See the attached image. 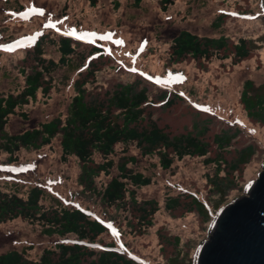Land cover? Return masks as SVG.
Segmentation results:
<instances>
[{
    "label": "rangeland",
    "instance_id": "rangeland-1",
    "mask_svg": "<svg viewBox=\"0 0 264 264\" xmlns=\"http://www.w3.org/2000/svg\"><path fill=\"white\" fill-rule=\"evenodd\" d=\"M166 11L161 0H143L138 6L133 0H122L119 7L113 0H0V97L23 90L25 77L20 70L34 64L27 54L36 42L42 40L44 58L55 62L61 58L60 38L71 37L77 44L67 64L47 77L50 92H39L35 101L9 118L8 134L67 117L76 94L75 82L91 60L100 69L89 88L105 91L142 77L183 95V104L151 112L172 136L192 131L195 123L208 124L204 139L209 153L205 157L176 158L165 170L158 156H142L135 144L118 145L109 157L114 163L110 174L96 179L97 191H101L119 175L117 167L125 158L135 159L128 167L151 178V184L134 187L129 183L127 188L135 190L138 201L158 203L152 226L138 223L131 204L108 208L96 194L86 192L79 182V160L74 156L62 160L60 137L40 150H21L17 162L10 163L0 151V189L26 197L39 187L44 207L90 213L109 227L97 246H113L139 264H196L219 214L244 196L263 170L264 113L255 118L248 115L241 97L251 83L248 94L264 99V0H175ZM182 31L225 37L230 52L219 53L212 61L187 59L171 65L170 46ZM241 40L249 56L234 62V47ZM96 46L104 49L103 59L92 53ZM224 132L235 137L230 147L220 149L214 137ZM249 145L255 149L253 156L233 171L240 151ZM217 160L224 163L217 165ZM95 161L102 163L103 159L96 154ZM172 199L179 204L170 209ZM193 199L205 210L196 209ZM42 231L38 223L22 219L0 224V254L16 250L37 260L45 249L76 241L74 235L47 236Z\"/></svg>",
    "mask_w": 264,
    "mask_h": 264
},
{
    "label": "trees",
    "instance_id": "trees-1",
    "mask_svg": "<svg viewBox=\"0 0 264 264\" xmlns=\"http://www.w3.org/2000/svg\"><path fill=\"white\" fill-rule=\"evenodd\" d=\"M120 1L113 0L119 7ZM138 6L143 0H133ZM175 0H161L162 10L167 12ZM74 41L71 37L59 40L61 58L58 62L44 58L42 40L34 44L27 56L34 63L24 67L21 74L25 77V85L18 94L0 97V151L8 154L9 162L17 161L21 150H40L49 146L53 140L60 137L62 160L76 157L81 165L79 182L84 190L96 194L105 207H123L131 204V210L138 223L145 228L152 226V219L158 212L155 200L138 201L135 190L128 191L127 184L134 187H146L151 184V178L128 167L129 162H136L132 157L122 162L117 168L119 175L110 180L103 190L97 191L96 179L102 174L109 175L114 167V154L118 145L135 144L142 156L159 157L161 167L171 168L175 159L185 157H205L209 153V144L205 142L207 125L193 124L192 131L186 134L172 136L166 127H162L152 118L153 109H173L185 102V97L169 88L156 87L153 83L139 77L132 82L116 83L112 89L89 88L96 80L100 69L95 61L88 62L85 72L75 82L76 94L69 105L68 115L64 119L56 117L42 124L39 128L26 130L10 135L6 128L9 118L17 110L37 99L38 93L47 95L51 90V79L47 77L58 68L67 64V58L75 54ZM228 39L199 37L189 31L180 32L172 41L169 50V64L177 65L187 59L195 61H212L218 59L219 53L230 52ZM234 62H242L248 58L249 49L244 40L234 47ZM100 46L92 51L103 59L106 55ZM227 57L222 58V60ZM250 87L251 83L246 84ZM245 86L241 101L251 117L264 113V99L260 96L252 98ZM158 88L159 90L155 89ZM155 89L157 92L153 93ZM210 122V121H209ZM234 135L224 132L215 135L214 141L220 149L230 147ZM255 149L251 145L240 151L232 170L245 164L253 156ZM98 154L102 163L95 161ZM224 163L217 160L216 164ZM223 192V191H222ZM129 196V203L126 198ZM43 191L32 188L26 197L17 193H9L0 189V224L22 219L30 223H38L47 236L65 237L74 235V243H61L54 249H45L37 260H31L23 252L16 250L0 254V264H138L135 259L113 246L96 247L99 237L108 232V226L92 215L80 210L64 207L46 208L41 200ZM178 205V199L171 200ZM196 209H203L198 200L191 202ZM219 207V206H218Z\"/></svg>",
    "mask_w": 264,
    "mask_h": 264
},
{
    "label": "water",
    "instance_id": "water-1",
    "mask_svg": "<svg viewBox=\"0 0 264 264\" xmlns=\"http://www.w3.org/2000/svg\"><path fill=\"white\" fill-rule=\"evenodd\" d=\"M197 264H264V167L250 190L221 213Z\"/></svg>",
    "mask_w": 264,
    "mask_h": 264
}]
</instances>
